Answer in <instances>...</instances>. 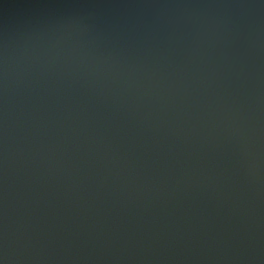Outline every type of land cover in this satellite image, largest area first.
Returning a JSON list of instances; mask_svg holds the SVG:
<instances>
[{
  "label": "water",
  "instance_id": "1",
  "mask_svg": "<svg viewBox=\"0 0 264 264\" xmlns=\"http://www.w3.org/2000/svg\"><path fill=\"white\" fill-rule=\"evenodd\" d=\"M0 264H264V0L0 33Z\"/></svg>",
  "mask_w": 264,
  "mask_h": 264
}]
</instances>
